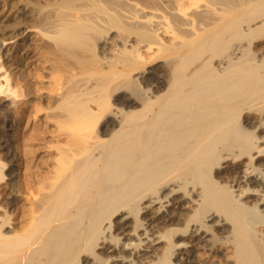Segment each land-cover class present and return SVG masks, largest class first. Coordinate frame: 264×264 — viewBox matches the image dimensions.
Masks as SVG:
<instances>
[{"label":"bare ground","instance_id":"obj_1","mask_svg":"<svg viewBox=\"0 0 264 264\" xmlns=\"http://www.w3.org/2000/svg\"><path fill=\"white\" fill-rule=\"evenodd\" d=\"M16 7L17 25L50 9L46 110L62 141L23 185L11 138L34 93L27 33H13L0 42V264H264V0L0 10Z\"/></svg>","mask_w":264,"mask_h":264},{"label":"rangeland","instance_id":"obj_2","mask_svg":"<svg viewBox=\"0 0 264 264\" xmlns=\"http://www.w3.org/2000/svg\"><path fill=\"white\" fill-rule=\"evenodd\" d=\"M0 6H22L20 7L22 10L24 8L23 6H50V0H32L31 4H28V0H0ZM16 10L17 7L13 9L12 12H6L7 9L5 12L0 10V29L4 25L12 24L13 26V28L9 29L10 31H4L0 33V42L4 38L10 39L13 33L15 35L27 33L26 38L18 42L21 44V48L18 47L17 49L18 51L20 50L19 55L23 61V66L20 68L25 71L27 79L31 83L34 95L32 97L33 107L31 106V108L27 109L28 111L25 112L23 121H21L20 133L18 135L19 137L12 136L11 138L13 141L11 143V153L14 157H16V159H18V163L16 164L19 170L18 175H20L19 177L22 181V184H26L25 176H27L29 173L28 177L32 178V183H30L32 185L34 184L35 186V181L37 182L38 175L40 173L45 175L50 169V161L56 153V143L60 142L59 140H61H56V136L52 134L55 129L53 124H51L50 118H48L49 112L46 110L50 104V55L46 50L49 40L41 35L40 30L43 27L42 21L44 16L47 17L50 15V9H45L43 11H37L38 9L35 11H28L27 9H23L24 12L27 13L26 15L31 17L23 20L21 23H19V25H17L16 19L22 14L23 11L20 13L18 11L16 12ZM12 15L13 18H11ZM30 30L33 32L28 33ZM21 37L22 36H19L16 40H19ZM14 51L16 50H13L11 54L14 53ZM9 61L10 62L7 64V68L9 71L11 70L13 73L17 74L20 69L18 64H16L13 59L11 60V58ZM148 71L153 72V68L149 69ZM16 143L19 144L17 145ZM1 147L0 141V149ZM0 160H3V162L10 165V160L5 157L4 152H0ZM9 189L10 187L8 185V181H5V184H2L0 187L1 195H7L9 193ZM236 190H238V188H236ZM25 198V196L21 197L23 200H21L20 205H22ZM248 201L249 203H253L255 198H250ZM222 250L224 257L227 259L228 256V260L231 261V258L229 259V257H231L229 252L230 250H227L226 248ZM216 260L219 261V259ZM213 263L215 264V260Z\"/></svg>","mask_w":264,"mask_h":264}]
</instances>
